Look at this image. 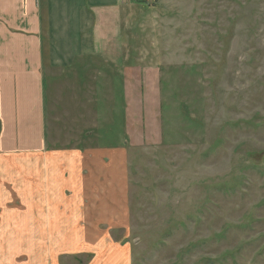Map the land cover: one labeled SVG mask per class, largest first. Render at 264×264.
Returning <instances> with one entry per match:
<instances>
[{"label":"rangeland","instance_id":"obj_1","mask_svg":"<svg viewBox=\"0 0 264 264\" xmlns=\"http://www.w3.org/2000/svg\"><path fill=\"white\" fill-rule=\"evenodd\" d=\"M142 3L139 41L127 29L121 43L143 55L141 82L120 64L79 83L58 60L49 141L130 140L127 227L114 238L129 240L132 264H264V0Z\"/></svg>","mask_w":264,"mask_h":264},{"label":"crops","instance_id":"obj_2","mask_svg":"<svg viewBox=\"0 0 264 264\" xmlns=\"http://www.w3.org/2000/svg\"><path fill=\"white\" fill-rule=\"evenodd\" d=\"M142 2L0 0V246L8 250L0 264H132L129 240L114 238L127 227L130 140L52 145L46 96L60 59L79 83L92 82V72L111 79L120 64L141 82L143 55L127 54L121 43L127 29L134 32L128 40L139 41L131 9ZM146 129L143 123L139 138ZM128 130L124 137L132 138ZM49 234L59 235L55 244Z\"/></svg>","mask_w":264,"mask_h":264}]
</instances>
